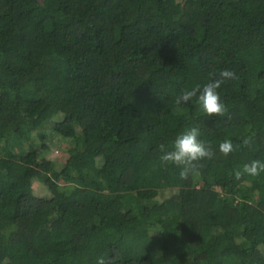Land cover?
Listing matches in <instances>:
<instances>
[{"label":"trees","instance_id":"obj_1","mask_svg":"<svg viewBox=\"0 0 264 264\" xmlns=\"http://www.w3.org/2000/svg\"><path fill=\"white\" fill-rule=\"evenodd\" d=\"M225 69V117L175 103ZM192 126L215 156L181 179L158 146ZM257 159L264 0H0V264H264V172L234 177Z\"/></svg>","mask_w":264,"mask_h":264},{"label":"clouds","instance_id":"obj_2","mask_svg":"<svg viewBox=\"0 0 264 264\" xmlns=\"http://www.w3.org/2000/svg\"><path fill=\"white\" fill-rule=\"evenodd\" d=\"M216 77L217 74H210ZM236 74L231 70H221L218 78L212 79L211 82L203 86L197 84L191 89H183L176 97L175 103H188L195 99L202 111L207 116L225 117L228 114L227 106L221 102L218 89L228 80L235 79ZM200 137V130L197 126H192L180 132L170 144L161 143L158 150L161 153L160 161L162 166L175 165L180 168L181 179H187L191 170L197 167L196 162L204 159H213L215 152L210 144H205ZM252 138L245 136L241 139V144L234 146L230 139H224L219 143V152L227 156L241 146L250 147ZM264 172V162L252 160L245 163L241 169L234 172L236 180L242 176H259ZM96 264H114L113 258L99 257Z\"/></svg>","mask_w":264,"mask_h":264},{"label":"rangeland","instance_id":"obj_3","mask_svg":"<svg viewBox=\"0 0 264 264\" xmlns=\"http://www.w3.org/2000/svg\"><path fill=\"white\" fill-rule=\"evenodd\" d=\"M229 110H232L234 114L236 115L234 108H229ZM71 111V106L69 105L67 107V112ZM62 111L59 113V115H55L54 119H60L63 115ZM71 115L73 119L76 121V124L86 133L90 132V116L87 113L86 109L83 107L75 106L72 111ZM68 140L62 138L61 136L57 134H53L51 138L49 139V145L48 148L42 153L43 155V161L38 163V166L45 169V170H51L53 168V165L59 164L60 161L64 158L65 150L68 147ZM29 162L35 163L34 158L30 157L28 159ZM37 192L45 193L46 190L42 186H36Z\"/></svg>","mask_w":264,"mask_h":264}]
</instances>
